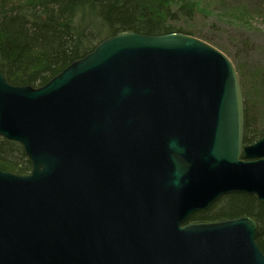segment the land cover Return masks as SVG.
I'll list each match as a JSON object with an SVG mask.
<instances>
[{
	"label": "water",
	"instance_id": "1",
	"mask_svg": "<svg viewBox=\"0 0 264 264\" xmlns=\"http://www.w3.org/2000/svg\"><path fill=\"white\" fill-rule=\"evenodd\" d=\"M245 120L233 62L186 33H119L39 88L0 70V136L32 163L0 170V264H264L250 217L181 226L224 195L264 204Z\"/></svg>",
	"mask_w": 264,
	"mask_h": 264
},
{
	"label": "trees",
	"instance_id": "2",
	"mask_svg": "<svg viewBox=\"0 0 264 264\" xmlns=\"http://www.w3.org/2000/svg\"><path fill=\"white\" fill-rule=\"evenodd\" d=\"M198 0H0V70L14 86L46 85L104 40L119 33L194 35L182 27L200 13ZM246 111L245 143L264 136V70L239 72ZM259 122H251V117ZM257 120V119H256ZM0 170L28 175L23 147L0 136ZM209 215L254 217L264 253V205L255 197L229 195Z\"/></svg>",
	"mask_w": 264,
	"mask_h": 264
},
{
	"label": "rangeland",
	"instance_id": "3",
	"mask_svg": "<svg viewBox=\"0 0 264 264\" xmlns=\"http://www.w3.org/2000/svg\"><path fill=\"white\" fill-rule=\"evenodd\" d=\"M198 1L200 13L182 27L227 55L238 73L264 70V0Z\"/></svg>",
	"mask_w": 264,
	"mask_h": 264
},
{
	"label": "flooded vegetation",
	"instance_id": "4",
	"mask_svg": "<svg viewBox=\"0 0 264 264\" xmlns=\"http://www.w3.org/2000/svg\"><path fill=\"white\" fill-rule=\"evenodd\" d=\"M245 129H246V125H245ZM245 133H246V130H245ZM263 137L255 140L254 142L252 143H248L246 144L245 141H244V146H252L254 144H256L259 140H261ZM234 194H237V195H246V196H252V197H255L256 200L263 204L261 201H259V199L257 198V196L255 195H249V194H245V193H232V194H228V195H224L222 196L220 199H218L217 201H213L210 203V205L207 207V208H204V209H200V210H196L194 211L192 214H190V216L181 224V226L183 228L187 227V226H191V225H196V224H211V223H218V222H224V221H228V220H235V219H239V218H244V217H250V218H253L255 219L254 217L252 216H249V215H241V216H237V217H230V218H225V217H222V218H216L212 215H209V213H211L212 211H215L217 209H220L224 206L223 202H224V199L226 197H228L229 195H234ZM205 202H208V201H197V203L199 204H204ZM264 205V204H263ZM256 220V219H255ZM257 221V220H256Z\"/></svg>",
	"mask_w": 264,
	"mask_h": 264
}]
</instances>
